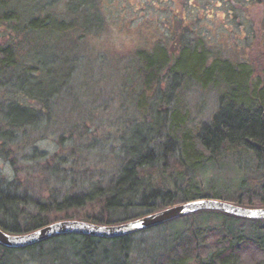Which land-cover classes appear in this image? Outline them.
Wrapping results in <instances>:
<instances>
[{
	"label": "rangeland",
	"instance_id": "obj_1",
	"mask_svg": "<svg viewBox=\"0 0 264 264\" xmlns=\"http://www.w3.org/2000/svg\"><path fill=\"white\" fill-rule=\"evenodd\" d=\"M230 2L0 0V50L10 53L14 63L9 69H0V187L14 193L10 188L16 185L24 203L17 206L22 223L30 214L39 212V203L47 205L50 196L61 201L66 193L74 195L92 185L108 184L112 173L120 171L122 157L144 148L153 127L149 107L157 97L141 101L144 86L138 71L139 57L159 55L163 50L171 59L184 46L192 49L196 45L197 51H206L208 64L226 60L250 70V88L264 79V0H236L232 10L240 9L242 2L243 5L242 10L234 12H229ZM32 18H50L52 28L30 31L27 25ZM190 55H182V60L188 61ZM31 73L37 75L28 88L32 92L40 83L50 113H39L32 126L16 128L6 119L10 105L20 102L33 109L41 108L39 100L25 95V80ZM161 77L155 87L158 94L177 108L184 128L196 134L202 124L210 121L227 86L205 88L180 82L168 91L171 75ZM75 145L78 148L73 153ZM175 163L171 162L172 167ZM262 175L251 151L224 150L216 163L188 168L182 175L175 171L167 174L163 168L152 170L133 198L147 192L148 185L164 176V181L170 182L165 187H174L178 197L190 184L202 193L212 194L213 199L256 208L260 206L257 198H252L255 204L245 199L239 202L236 189L241 181L248 180L242 186L246 192L261 182ZM97 211L88 206L50 213L47 218L52 222L81 220L85 214ZM198 218L185 216L179 223L161 224L133 234L125 254L121 253V241L104 239L93 258L97 264H148L163 254L175 236H190V227L195 225L208 226L200 225ZM226 222L209 220L212 228L223 225L228 229ZM1 228L10 234L21 233ZM234 229L264 238V219H242ZM69 236L57 237L35 250L2 248L0 264H89L81 236ZM207 247L203 245L200 250L206 252Z\"/></svg>",
	"mask_w": 264,
	"mask_h": 264
},
{
	"label": "trees",
	"instance_id": "obj_2",
	"mask_svg": "<svg viewBox=\"0 0 264 264\" xmlns=\"http://www.w3.org/2000/svg\"><path fill=\"white\" fill-rule=\"evenodd\" d=\"M13 14V18H15V12ZM27 28L37 33L52 28V22L50 18H45L43 21L40 18H32ZM58 29L60 30V28ZM186 53L192 55L185 62L182 60V55ZM9 55L10 53L0 50V69L5 67L9 69L14 64L11 55ZM139 59L141 65L138 71L144 86L141 101L148 100L147 98L150 96L157 97L149 107L153 111L152 118L149 120L153 127L144 148L140 151L126 153L121 159L120 171L112 173L108 184L104 186L92 185L74 195L66 193L61 201L50 196V200L45 203L47 205L39 203L37 205L39 212L30 214L24 223L18 216L21 210L17 206L24 203L16 185L11 184L10 189H13L14 193H9L0 187V227L26 233L51 223V219L47 218L50 213L67 212L71 209L79 210L88 206L96 207L98 211L92 215L85 214L81 220L102 223V225L119 224L192 200L212 199V194L202 193L190 184L183 189L182 196L178 197L173 193L175 192L174 187H165L170 182L164 181V176L153 181L152 185H148L150 188H147V192H143L136 199L133 197L136 195V189L143 180L145 181V176H149V172L151 173L152 170L157 171L159 168H163L167 174L169 171H175L178 175H182L188 168H200L207 166L208 163H216L217 158L224 150H243L253 153L257 160V169L261 170L263 174L262 180L256 182L246 192H243L242 186L244 183L246 185L248 180L241 181L236 189L239 193L237 199L239 202L245 199L255 204L252 199L254 197L260 203L257 208L264 207V79L250 88L248 83L251 78L250 70L244 66L235 67L226 60L208 64L206 51H197L196 45L192 49L184 46L179 55L171 59L163 50L159 52V55L141 56ZM194 60L197 61L194 62ZM69 73L74 75L72 71ZM166 73L171 75V86L168 91H173L180 82H185V84L193 82L205 88L209 85L225 84L227 86L220 94L218 108L212 114L210 121L202 124L196 134L193 130L184 128L183 119H181L177 108L171 107L168 103L169 99H166V96H160L158 89L155 88L162 79L161 75ZM36 75V73H31L30 76H27L25 80L27 94L25 95L39 100L41 108L33 109L29 104L20 102L10 105L6 111L8 112L6 119L13 127L32 126L36 123L35 116L48 110L47 99L44 97L43 87L40 83L31 89L32 92L28 88ZM64 79H67V76ZM68 82H63L64 86H67ZM33 89L37 92H33ZM157 119L160 122H157ZM5 142L4 146L7 144ZM78 145L73 147V153ZM52 159L56 160L55 157ZM171 162H176L175 168L172 167ZM70 176H73L72 173ZM44 212L47 215H42ZM191 215L199 217L196 220L200 225L207 223L208 226L204 228L195 225L190 227L192 230L190 236H186L185 233L175 236L171 240L172 244L163 254L148 264H264V238L248 236L234 229L235 223L248 218L211 209L199 210L186 215V217ZM183 218L185 216L172 219L162 225L179 223ZM210 218L225 219L229 228L227 229L223 225L212 228L209 224ZM65 236H58V238ZM78 236H81L83 245H85L84 251L90 258H87L89 264H97L93 258V252L106 238ZM55 238L39 242L25 249L42 248L44 243ZM131 238L132 235H126L109 239H113L115 243L121 241V253L125 254L126 249L128 250L130 247ZM77 243L79 245V242ZM203 245L209 246L206 248V252L200 250ZM2 248L5 249L0 246V249Z\"/></svg>",
	"mask_w": 264,
	"mask_h": 264
},
{
	"label": "water",
	"instance_id": "obj_3",
	"mask_svg": "<svg viewBox=\"0 0 264 264\" xmlns=\"http://www.w3.org/2000/svg\"><path fill=\"white\" fill-rule=\"evenodd\" d=\"M206 209L223 211L242 218L264 219V207L247 208L221 200L202 198L170 206L119 224L102 225L84 220L66 219L20 234H10L0 227V245L8 249H23L51 238L70 234L106 239L123 237Z\"/></svg>",
	"mask_w": 264,
	"mask_h": 264
},
{
	"label": "flooded vegetation",
	"instance_id": "obj_4",
	"mask_svg": "<svg viewBox=\"0 0 264 264\" xmlns=\"http://www.w3.org/2000/svg\"><path fill=\"white\" fill-rule=\"evenodd\" d=\"M236 4H237L236 0H231V2L228 4V7H230L229 8V12H234V11L242 10L243 2L240 4L241 5V8L240 9H238V10H232V6H234ZM0 246H2V245H0ZM5 249L8 250V248H6V247H5Z\"/></svg>",
	"mask_w": 264,
	"mask_h": 264
}]
</instances>
